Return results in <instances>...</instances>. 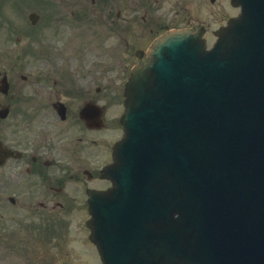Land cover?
<instances>
[{
  "label": "water",
  "instance_id": "obj_1",
  "mask_svg": "<svg viewBox=\"0 0 264 264\" xmlns=\"http://www.w3.org/2000/svg\"><path fill=\"white\" fill-rule=\"evenodd\" d=\"M232 4L212 49L180 30L139 58L90 198L102 264H264V0Z\"/></svg>",
  "mask_w": 264,
  "mask_h": 264
},
{
  "label": "flooded vegetation",
  "instance_id": "obj_2",
  "mask_svg": "<svg viewBox=\"0 0 264 264\" xmlns=\"http://www.w3.org/2000/svg\"><path fill=\"white\" fill-rule=\"evenodd\" d=\"M83 1L47 0L49 27L56 20L62 22L61 28L64 22L71 23L73 29L82 28L84 23L79 26V22L87 20L86 27L92 32L81 37L75 35V29L71 37L63 29L58 37L53 32L46 50H39L34 57L44 59L33 61L28 76L8 82V93H12L6 106L16 120L0 126V264H69V243L91 249L82 250V257L78 253L85 264H96L95 257L98 259L87 236L85 241L84 222L80 229L72 230L73 239L69 240V213L77 207L84 216L88 193L111 186L102 171L111 163L113 144L120 137L117 118L122 110L123 84L134 64V53L149 41L148 36H134L126 25L123 11L129 8L127 0H90L92 13L80 11ZM57 5L66 11L57 12ZM104 7L107 12L100 10ZM97 16L109 21L113 26L110 31L120 32V40L111 48L114 52L123 48L119 62L127 73L119 86L102 87L99 50L105 33L100 28L98 32ZM164 16L158 15L162 21ZM142 21L146 24L148 20ZM152 26L150 36L173 27L166 23ZM53 38L63 42L58 45ZM71 196L78 197L74 206Z\"/></svg>",
  "mask_w": 264,
  "mask_h": 264
},
{
  "label": "rangeland",
  "instance_id": "obj_3",
  "mask_svg": "<svg viewBox=\"0 0 264 264\" xmlns=\"http://www.w3.org/2000/svg\"><path fill=\"white\" fill-rule=\"evenodd\" d=\"M0 0V76L4 73L7 75L8 80L13 83L18 81L17 78L21 75L28 76L31 71V64L34 60L41 61L43 57L36 56L39 55V50L44 49L49 45V35L54 32V37H58L63 29L64 34H68L70 37L74 34L78 37L89 35L92 30L87 28L89 25L87 20L80 21L84 23L82 28H72L71 23L67 22L63 24L61 28V21L54 20L53 24L49 27L50 21L46 15V3L47 0H41L43 3L39 4L38 0ZM90 0H84L82 5L79 7L80 11L92 13L94 8L93 4L89 2ZM113 2H109V6L113 7ZM188 2H191L190 5ZM126 5L129 7L123 12L126 13L128 21L126 25L132 28L133 35L140 36V38L145 39L149 36V28L157 25L159 23H166L172 21L174 23L168 24L172 25H183L185 20L191 19L195 22V27L199 24L207 25L211 29H215L219 24L224 23L226 13L232 14L233 10L226 5L224 0H215L213 4L210 5L209 0H127ZM57 12H65L64 6L57 5ZM63 7V9H61ZM75 8V6H73ZM96 7V6H95ZM97 9H99L97 7ZM170 9V11H166ZM103 12H107V7L104 9L100 8ZM31 12H36L40 15V23L36 26H32L27 19V16ZM165 15V21H162L158 15ZM142 18H146L148 21L146 24L143 23ZM96 23H98V32L104 31V40L102 43V48L100 51L101 60V82L107 88L111 85H120L126 77L127 68L122 67L120 58L124 57V53H121L123 48L118 47V51L114 52L111 50L112 45L120 40V32H112L111 24L106 19H100L98 16L96 18ZM176 22V23H175ZM119 23V22H118ZM192 24L191 22H187ZM124 25V23H119ZM119 28V27H118ZM110 29V30H109ZM41 35L39 37L38 32ZM36 37H32L34 35ZM52 40V39H51ZM53 42L61 45L63 41H57L53 38ZM66 45V43H64ZM41 46H44L43 48ZM105 48V50H103ZM69 50V49H68ZM98 51L97 49L95 50ZM66 53L69 55L68 51ZM116 54V56H112ZM90 55V54H88ZM98 68L95 69L97 72ZM12 93V92H11ZM4 97V96H3ZM9 101V97L2 98L0 95V108L5 106ZM6 123L0 120V126L6 124L9 126L10 123H15L16 116L10 113L5 119ZM78 197L71 196L70 203L74 206L77 204ZM83 219L78 212L77 207L69 213V228H70V238L73 239L71 232L72 230H78L81 228ZM73 233V232H72ZM76 246L82 250L89 249L87 245L82 243L76 244ZM54 246L52 245V248ZM83 252V251H82ZM68 261L75 263L79 262L78 253L74 250L72 243H69L68 251ZM44 260V259H43ZM42 259L40 260L43 263Z\"/></svg>",
  "mask_w": 264,
  "mask_h": 264
}]
</instances>
